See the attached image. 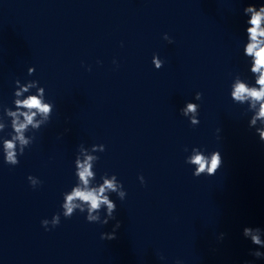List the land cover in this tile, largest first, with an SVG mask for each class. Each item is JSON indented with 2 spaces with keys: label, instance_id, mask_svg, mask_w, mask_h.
I'll return each instance as SVG.
<instances>
[{
  "label": "water",
  "instance_id": "1",
  "mask_svg": "<svg viewBox=\"0 0 264 264\" xmlns=\"http://www.w3.org/2000/svg\"><path fill=\"white\" fill-rule=\"evenodd\" d=\"M248 4L264 0H0V105L14 109L16 79L39 81L54 104L18 165L0 153V264H264L250 254L264 248L243 236L264 230V144L247 104L230 97L236 74L254 84ZM186 102L200 105L195 127L180 114ZM80 144L105 145L96 183L115 174L127 196L110 194L107 225L77 211L46 231L41 221L62 213L76 183ZM193 147L220 151L214 176H193ZM117 220L116 239L102 240Z\"/></svg>",
  "mask_w": 264,
  "mask_h": 264
},
{
  "label": "clouds",
  "instance_id": "2",
  "mask_svg": "<svg viewBox=\"0 0 264 264\" xmlns=\"http://www.w3.org/2000/svg\"><path fill=\"white\" fill-rule=\"evenodd\" d=\"M243 13L249 17L246 20L247 40L243 46V55L248 58L249 71L254 77V84H250L240 74H236L230 85V97L235 104H247L246 113H252L248 127L255 129L259 141L264 144V4L259 7L255 4H248L244 7ZM163 38L168 43H173L172 38L167 34H164ZM152 63L157 70L164 65V61L159 58L158 54L153 55ZM27 72L31 76L35 68L29 67ZM14 84V109L0 105V133H3L6 128H11L7 134L9 138L0 136V153L3 155L4 163L12 167L19 164V157L24 155L25 150L33 144L35 133L50 122L54 111V104L46 100L45 88L39 86V81L28 80L22 83L20 79H16ZM32 89L36 90L34 94H31ZM202 96L201 92H196L194 99L199 101ZM199 110V104L186 102L185 106L180 109V114L195 127L200 124ZM7 121H10V124ZM219 131L217 129V132ZM29 132L32 135H28ZM104 151L105 145L103 144H94L90 148H86L83 144L79 145L74 160L76 183L70 191L62 194V213L54 214L51 220L41 221V226L46 231L60 224L61 215L65 219H70L77 211L86 213L85 219L88 223L107 225L109 221L116 220L117 204L110 198V194L115 193L118 199L123 201L127 192L115 174L105 173L100 177L102 182L96 183L94 167L99 156L94 153ZM185 151L188 149L185 148ZM185 163L194 167L192 173L194 177L201 175L210 177L222 167L223 158L219 150L205 154L203 149L193 147L191 154L185 158ZM27 179L33 188L42 184V181L35 176L29 175ZM138 179L142 185L145 184L143 175L138 176ZM120 226L121 222L117 220L112 231L102 232L100 238L102 240L116 239V232ZM225 235V233H220L217 237L218 241H222ZM262 235H264V230L259 227L243 229V236L256 245L257 249L264 248ZM250 254L258 259L264 258V252L259 250H253ZM160 259L163 260L164 257L161 255ZM174 264H183V262L177 259ZM245 264H251V262H245Z\"/></svg>",
  "mask_w": 264,
  "mask_h": 264
}]
</instances>
